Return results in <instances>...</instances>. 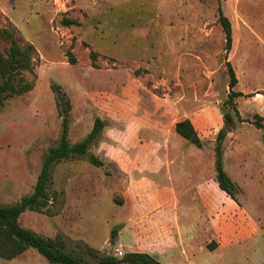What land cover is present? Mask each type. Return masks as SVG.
Wrapping results in <instances>:
<instances>
[{"label": "rangeland", "instance_id": "rangeland-1", "mask_svg": "<svg viewBox=\"0 0 264 264\" xmlns=\"http://www.w3.org/2000/svg\"><path fill=\"white\" fill-rule=\"evenodd\" d=\"M220 8L232 23L229 52ZM0 28L36 49L34 71L22 72L33 88L0 104V204L33 192L58 144L53 84L71 102V143L96 118L104 122L89 152L104 164L76 155L54 165L56 213L27 210L22 226L62 233L87 260L93 247L117 258L119 248L147 252L164 264L264 262V129L254 124L264 118V0H0ZM8 46L0 40L2 54ZM227 61L238 78L233 90L243 93L235 98L240 117L226 102ZM226 112L233 122L222 164L234 198L217 170ZM184 119L202 146L176 131ZM0 264L52 263L30 247Z\"/></svg>", "mask_w": 264, "mask_h": 264}, {"label": "trees", "instance_id": "trees-1", "mask_svg": "<svg viewBox=\"0 0 264 264\" xmlns=\"http://www.w3.org/2000/svg\"><path fill=\"white\" fill-rule=\"evenodd\" d=\"M219 20L226 34V51L229 52L233 43L232 23L221 8ZM0 40H6L9 43L6 54L0 52L1 104L9 97L22 95L33 88V84L27 82L22 76V72L34 71L36 49L33 44L22 45L19 43L14 32L7 28H0ZM70 61L74 62V59L70 58ZM227 65L230 74V90L226 102L234 107L238 117H240L235 98L242 96L243 93L233 90L238 83V78L230 61H227ZM53 88L56 92L59 115L63 117L62 134L58 144L49 148L33 192L24 195L15 203L0 204V257L13 259L24 253L28 248L33 247L52 264H164L147 252L130 251L121 258H117L112 255L100 256L97 249L93 247H88L87 251L93 255L94 260H87L77 255L75 250L70 248L68 240L62 233L55 236H45L21 225L20 217L27 210L44 212L48 215L56 213L51 208L55 196L50 191L54 165L76 155H86L92 163L98 166L104 164L95 154L89 153L91 144L104 126L103 120L96 118L92 130L87 136L78 142L71 143L68 138V113L72 108L71 102L60 85L53 84ZM224 118L226 126L219 131L216 145L218 180L220 187L234 198L236 186L222 164V143L225 133L230 130L229 125L233 122V115L226 112ZM263 119V116L257 114L254 121L257 128L264 129ZM175 128L185 139L199 147L202 146L201 137L190 119L177 121ZM116 234L115 228L112 236H116ZM209 247L213 249L214 245ZM259 264H264V262Z\"/></svg>", "mask_w": 264, "mask_h": 264}, {"label": "built area", "instance_id": "built-area-1", "mask_svg": "<svg viewBox=\"0 0 264 264\" xmlns=\"http://www.w3.org/2000/svg\"><path fill=\"white\" fill-rule=\"evenodd\" d=\"M118 254L121 255V256L124 255L123 251L120 248L118 249Z\"/></svg>", "mask_w": 264, "mask_h": 264}, {"label": "crops", "instance_id": "crops-1", "mask_svg": "<svg viewBox=\"0 0 264 264\" xmlns=\"http://www.w3.org/2000/svg\"><path fill=\"white\" fill-rule=\"evenodd\" d=\"M225 193V192H224ZM223 195H225V194H223ZM225 197V196H224Z\"/></svg>", "mask_w": 264, "mask_h": 264}, {"label": "water", "instance_id": "water-1", "mask_svg": "<svg viewBox=\"0 0 264 264\" xmlns=\"http://www.w3.org/2000/svg\"><path fill=\"white\" fill-rule=\"evenodd\" d=\"M89 152H90V150H89Z\"/></svg>", "mask_w": 264, "mask_h": 264}]
</instances>
